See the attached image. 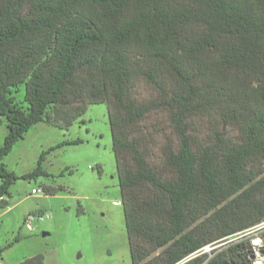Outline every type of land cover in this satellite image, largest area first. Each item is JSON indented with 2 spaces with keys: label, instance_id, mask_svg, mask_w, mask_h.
Here are the masks:
<instances>
[{
  "label": "trees",
  "instance_id": "1",
  "mask_svg": "<svg viewBox=\"0 0 264 264\" xmlns=\"http://www.w3.org/2000/svg\"><path fill=\"white\" fill-rule=\"evenodd\" d=\"M93 105L108 108L132 264H253L264 0H0V210L19 180L3 164L15 145ZM48 153L22 179L49 176Z\"/></svg>",
  "mask_w": 264,
  "mask_h": 264
},
{
  "label": "rangeland",
  "instance_id": "2",
  "mask_svg": "<svg viewBox=\"0 0 264 264\" xmlns=\"http://www.w3.org/2000/svg\"><path fill=\"white\" fill-rule=\"evenodd\" d=\"M7 135L8 122L1 117L0 146ZM74 141L81 143L50 152ZM45 152L49 153L43 169L49 176L22 179L36 170ZM3 164L19 180L10 190V207L0 210L6 212L0 220L1 264H20L40 254L45 264H132L106 105L90 106L68 131L36 125ZM53 188L56 194L47 195L46 190ZM34 189L42 193L34 195ZM42 214L48 217L43 222L35 219L33 229L25 225L26 219ZM263 234L255 230L247 235L254 239ZM242 237L208 246L205 252L227 249L225 244Z\"/></svg>",
  "mask_w": 264,
  "mask_h": 264
},
{
  "label": "built area",
  "instance_id": "3",
  "mask_svg": "<svg viewBox=\"0 0 264 264\" xmlns=\"http://www.w3.org/2000/svg\"><path fill=\"white\" fill-rule=\"evenodd\" d=\"M41 190H36L34 189L32 191V194L34 195H39L41 194ZM121 203H115V205H120ZM48 216L42 214V215H37V216H31L30 218L25 220V225L29 227V229L32 228L33 221L36 219L39 222H43L46 220ZM257 230H263L264 231V223L261 224ZM252 247H253V252H254V257H253V264H264V238L262 236L256 237L252 240ZM206 250V249H205Z\"/></svg>",
  "mask_w": 264,
  "mask_h": 264
},
{
  "label": "crops",
  "instance_id": "4",
  "mask_svg": "<svg viewBox=\"0 0 264 264\" xmlns=\"http://www.w3.org/2000/svg\"><path fill=\"white\" fill-rule=\"evenodd\" d=\"M6 215V212L5 213H2L0 214V220ZM1 264V263H0Z\"/></svg>",
  "mask_w": 264,
  "mask_h": 264
}]
</instances>
